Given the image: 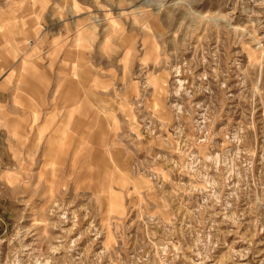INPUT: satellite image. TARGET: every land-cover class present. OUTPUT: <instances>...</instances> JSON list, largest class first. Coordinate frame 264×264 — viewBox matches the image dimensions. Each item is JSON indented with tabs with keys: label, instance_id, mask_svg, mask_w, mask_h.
I'll return each mask as SVG.
<instances>
[{
	"label": "clouds",
	"instance_id": "1",
	"mask_svg": "<svg viewBox=\"0 0 264 264\" xmlns=\"http://www.w3.org/2000/svg\"><path fill=\"white\" fill-rule=\"evenodd\" d=\"M18 7L9 0L10 19L0 25L5 85L11 61L30 41L38 45L43 30L29 38L12 15ZM197 7L223 17L229 32L264 33V0H200ZM106 31L115 41L114 97L92 106L64 103L59 85L45 94L19 77L14 95L0 104V220L12 224L11 233L0 225V264H264V241L255 242L264 234V207L249 196L242 133L214 129L216 115L195 112L182 97L173 102L167 81L176 69L162 45L152 42L141 56L122 28ZM70 38H79L78 28L60 37ZM253 43L246 64L237 57V70L256 81L264 79V46ZM129 57L139 60L142 79L121 85L115 68ZM74 85L81 92L87 81ZM254 183L264 187V175ZM220 224L232 227L221 231Z\"/></svg>",
	"mask_w": 264,
	"mask_h": 264
},
{
	"label": "rangeland",
	"instance_id": "2",
	"mask_svg": "<svg viewBox=\"0 0 264 264\" xmlns=\"http://www.w3.org/2000/svg\"><path fill=\"white\" fill-rule=\"evenodd\" d=\"M13 2L19 7L12 15L27 25L29 38L35 35L37 27L43 30L38 45L30 41L28 50L11 61L14 74L7 79L6 85L5 80L9 74L5 72L0 76V96L4 98L0 104L6 105L14 95L19 77L30 80L36 88L43 89L45 94H55L54 84L59 85L61 90L66 85L74 95L71 98L64 96V103L72 100L81 106H92L94 101L106 100L109 94L114 97L116 92L112 88L120 91L110 76L113 70L110 56L115 41L109 39L106 29L117 30L119 26L126 36L135 39V52L141 56L146 46L151 48L152 42L158 47L162 45L170 53L169 63L176 72L169 75L167 87L170 92L177 94L171 97L173 102L182 97L194 106L195 112L207 109L214 113L217 117L214 129L223 125L225 129L242 133L245 138L243 146L250 153L249 196L258 207H264V187L254 183L264 175V79L248 80L237 70V57L246 64L249 48L257 46L253 41L264 46V39L260 38L264 33L252 37L229 32L223 27L224 19L219 14L200 11L197 7L200 0ZM207 2L211 5L218 0ZM8 7L9 0H0V25L10 19L6 11ZM177 18L180 22L173 27ZM90 27L96 29L94 38ZM77 28L86 39L91 40L80 44L77 38H70L67 43L60 39L68 30L75 33ZM146 40L149 41L147 45ZM116 47L119 48V44ZM85 49L91 51L84 54L85 59H81L78 53ZM147 67L151 71L153 66L149 64ZM115 74L121 85L125 79L129 83L133 79L139 81L142 79L139 60L129 57L125 63L118 64ZM80 81H87V88L82 86L81 92L74 85ZM105 89L108 91L105 92ZM153 90L149 88V91ZM197 105L200 107H195ZM79 110V107H73L72 112ZM220 210L217 207L216 211ZM223 219V216L216 217L217 223ZM0 225L11 233L12 224L7 217L0 220ZM231 227L230 224H220L221 231L230 230ZM228 239L233 237L229 236ZM259 241H264V234L255 237V242ZM258 247L264 249V243H258Z\"/></svg>",
	"mask_w": 264,
	"mask_h": 264
},
{
	"label": "crops",
	"instance_id": "3",
	"mask_svg": "<svg viewBox=\"0 0 264 264\" xmlns=\"http://www.w3.org/2000/svg\"><path fill=\"white\" fill-rule=\"evenodd\" d=\"M90 29H92V28L90 27ZM90 40H91L90 38L86 39V38L83 36V33H82V32H79V38L77 39V41H78L80 44H81L82 42H88V41H90ZM80 57H81V59H85V58H84V55H81ZM62 91H64V96H65V97L71 98V97L74 95V92H73V91H70V89H67V90L65 91V87L62 88ZM69 119H71V115L69 116Z\"/></svg>",
	"mask_w": 264,
	"mask_h": 264
}]
</instances>
